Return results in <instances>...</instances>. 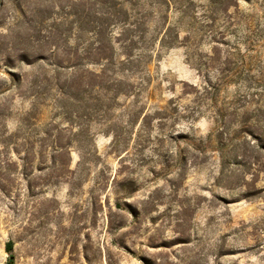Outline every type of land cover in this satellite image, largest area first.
I'll return each instance as SVG.
<instances>
[{
	"label": "rangeland",
	"instance_id": "374dc122",
	"mask_svg": "<svg viewBox=\"0 0 264 264\" xmlns=\"http://www.w3.org/2000/svg\"><path fill=\"white\" fill-rule=\"evenodd\" d=\"M86 1L0 0V264H264V0H118L130 93L77 102L52 63Z\"/></svg>",
	"mask_w": 264,
	"mask_h": 264
},
{
	"label": "trees",
	"instance_id": "16d2710c",
	"mask_svg": "<svg viewBox=\"0 0 264 264\" xmlns=\"http://www.w3.org/2000/svg\"><path fill=\"white\" fill-rule=\"evenodd\" d=\"M228 1L209 0L210 4L206 6L205 10L208 13L205 15L208 22H214L217 10H224ZM192 3L190 1L187 5L182 6L180 11L182 13L187 12V8L189 9ZM82 6L85 15L78 28L89 39H82L83 36L81 35L80 41L76 45L62 50L58 49V52L63 53V55L52 63L55 65L57 75L66 74L67 76L62 86L58 84L62 94L77 102L86 95L99 92L101 89L111 90L117 95H127L130 90L125 85V79L118 77L117 74L133 71L142 61V53L135 54V52L139 49L137 45L146 43V16L143 13L131 16L124 4L118 0H87ZM70 14L77 15L78 12L72 11ZM113 25L119 26L118 34H115V37L124 51L125 57L123 59H116L117 48L112 37L114 32L110 31ZM56 30L59 37L63 35L59 24H56ZM160 35L155 38V41L159 40L160 46L173 41L172 38H169L168 30ZM153 41L154 38L149 40L146 48ZM150 52L152 53V51ZM144 53H148V51ZM40 55V58H44L42 56L44 54ZM91 67L98 68L92 69ZM213 88L214 86L210 82L204 86V90ZM6 251L9 254L6 264H15L14 242L12 240L7 242Z\"/></svg>",
	"mask_w": 264,
	"mask_h": 264
}]
</instances>
